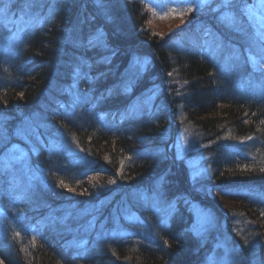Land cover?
<instances>
[{"label":"trees","instance_id":"1","mask_svg":"<svg viewBox=\"0 0 264 264\" xmlns=\"http://www.w3.org/2000/svg\"><path fill=\"white\" fill-rule=\"evenodd\" d=\"M236 1L177 0L166 33L144 0H0V264H210L193 205L264 264V39ZM182 129L232 206L196 189Z\"/></svg>","mask_w":264,"mask_h":264},{"label":"rangeland","instance_id":"2","mask_svg":"<svg viewBox=\"0 0 264 264\" xmlns=\"http://www.w3.org/2000/svg\"><path fill=\"white\" fill-rule=\"evenodd\" d=\"M144 1L149 5L155 17L164 19L166 21L165 23H159V28L165 30L166 33L177 31L178 29L186 25V23L182 21L185 15V11L181 7V5L176 2L177 0ZM185 1H189L190 6L194 12H197L198 10L201 12L202 10L210 7L216 9L221 5L225 6L223 4V0H210V2H204V0ZM235 3H237V1ZM247 11H249L250 20L255 27V31L264 39V0H259V3L255 7H251ZM139 62L140 68H146L150 60L144 58L140 59V61H137V63ZM253 64L258 70L264 71V52L260 54V57L255 58ZM153 95L156 94L154 93ZM234 95L238 97H244V95L238 89L235 91ZM246 95L248 97V94ZM16 134L27 143H32L29 137L33 136L34 134L32 129H30L28 126L22 127V129L19 128ZM191 138L192 136L189 131L186 129H182L180 132H178L174 142L180 158L182 157L186 160V164L188 165L191 174V179L195 184L196 189L204 192L205 194H209L211 196V198L209 199L211 200L220 198L224 201L226 206H232V204L227 201L226 197L222 193L218 192L214 187L206 182L209 178L210 173L208 161L207 159L201 157V155H197L196 153H194V146L192 144ZM26 157V153L20 154L19 158L21 160L17 159V162L27 165L29 163V160H27ZM112 198L113 197H111V199ZM193 211L195 212L196 216L194 228L199 234L205 235L211 230H215L217 228L221 229V234L219 235L220 238L218 240L217 246L221 247L223 252L221 255H214L212 260L210 261V264H242L246 253L242 250L241 246L231 237L227 229V223L224 222L220 225L215 216L209 210H206L204 208L193 205ZM127 218L130 221H133V223H135L134 225H136L137 227L141 226V224L138 223L133 216L127 215Z\"/></svg>","mask_w":264,"mask_h":264},{"label":"snow or ice","instance_id":"3","mask_svg":"<svg viewBox=\"0 0 264 264\" xmlns=\"http://www.w3.org/2000/svg\"><path fill=\"white\" fill-rule=\"evenodd\" d=\"M204 2H210V0H204ZM235 3V0H223V4L224 5H228V6H231ZM0 11H3V9H0ZM189 11H192L191 8H189ZM98 43H99V40L97 39L96 41H93V40H89V45L90 46H98ZM219 46H222V45H218ZM262 171H264V169H262ZM111 182V181H110Z\"/></svg>","mask_w":264,"mask_h":264}]
</instances>
